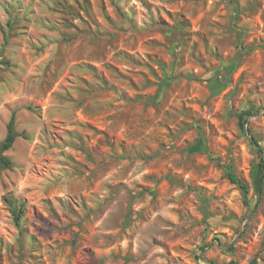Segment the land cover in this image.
I'll use <instances>...</instances> for the list:
<instances>
[{"label":"rangeland","instance_id":"1","mask_svg":"<svg viewBox=\"0 0 264 264\" xmlns=\"http://www.w3.org/2000/svg\"><path fill=\"white\" fill-rule=\"evenodd\" d=\"M12 113L0 264H264V0H0Z\"/></svg>","mask_w":264,"mask_h":264},{"label":"trees","instance_id":"2","mask_svg":"<svg viewBox=\"0 0 264 264\" xmlns=\"http://www.w3.org/2000/svg\"><path fill=\"white\" fill-rule=\"evenodd\" d=\"M251 113L252 112L248 110V111H243L239 114L238 119H239V126L241 130L244 129V125L247 123V118L248 116L251 115ZM14 124H15V114L12 113L10 116L9 122L7 124L6 136L4 140L0 142V167L1 168H9L12 165L10 159L6 155H4V153L8 151L9 149H11V147L13 146L15 142L16 134L14 132ZM252 140L254 143H256L254 138H252ZM258 159L259 161L257 163V168L260 172L261 180H262L264 179V163L260 156L258 157ZM224 173L227 179L229 180V182L231 184L236 185L240 189V191L243 193L245 202H247L246 200V196L248 193L247 184L229 169H225ZM3 201L8 206L15 224L18 225L20 218H21V213H22V204H19L17 208L16 204L18 203L12 202L10 198L8 197H5ZM228 264H237V263H235L234 261H230Z\"/></svg>","mask_w":264,"mask_h":264}]
</instances>
